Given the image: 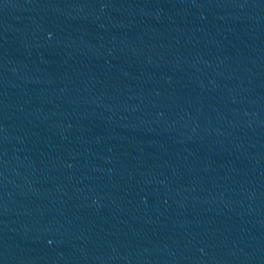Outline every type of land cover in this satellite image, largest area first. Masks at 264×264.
Instances as JSON below:
<instances>
[{"label":"water","instance_id":"water-1","mask_svg":"<svg viewBox=\"0 0 264 264\" xmlns=\"http://www.w3.org/2000/svg\"><path fill=\"white\" fill-rule=\"evenodd\" d=\"M0 264H264V70L0 0Z\"/></svg>","mask_w":264,"mask_h":264}]
</instances>
